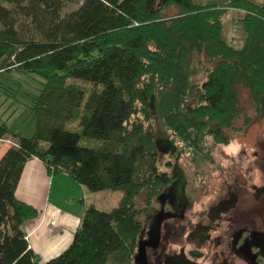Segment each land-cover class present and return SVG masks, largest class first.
<instances>
[{
  "label": "trees",
  "instance_id": "trees-1",
  "mask_svg": "<svg viewBox=\"0 0 264 264\" xmlns=\"http://www.w3.org/2000/svg\"><path fill=\"white\" fill-rule=\"evenodd\" d=\"M236 10L241 48L225 36ZM0 93L34 124L31 135L0 125L17 140L0 157V264H42L24 228L39 211L16 193L32 157L90 191H123L110 210L89 206L43 264H133L137 198L152 205L174 180L158 165L159 126L199 153L206 135L229 143L264 118V1L0 0Z\"/></svg>",
  "mask_w": 264,
  "mask_h": 264
},
{
  "label": "rangeland",
  "instance_id": "rangeland-1",
  "mask_svg": "<svg viewBox=\"0 0 264 264\" xmlns=\"http://www.w3.org/2000/svg\"><path fill=\"white\" fill-rule=\"evenodd\" d=\"M229 1L194 0L201 5H221ZM75 7L76 5H71L68 9ZM174 12L176 10L170 13ZM244 14L245 12L236 10L227 17L225 36L237 48L243 47L245 43L244 25L240 20ZM12 80L9 79L8 82L13 83ZM24 81L23 86L29 90H34L33 87L37 85L35 78ZM6 97L0 93V125L6 123L18 133L31 135L34 124L29 110L25 109V102ZM241 123L242 119L239 121ZM229 134V143L216 142L213 136L206 135L201 151L194 153L186 143L177 139L172 142V135L159 126L158 145L161 154L158 165L160 169L170 171L174 180L152 205H145L144 196L137 198V205L142 209L139 219L144 227L132 258L133 264H163L164 254L176 250L177 245L185 240L180 235L189 232L192 223L202 222L205 210L222 200L230 189L239 197V205L235 211L242 213L241 210L245 209L252 212V224L243 226L241 232L244 233L241 237L242 242L245 239L244 247L254 258L261 257L264 261V191L258 190L264 187V118L254 119L244 129L230 130ZM15 141L17 140L13 137L0 139V157L3 150ZM86 193V200L96 203L103 210H110L118 205L123 195L121 189H87ZM161 212L168 216L160 227L157 216ZM221 239L222 242L216 247L221 258L216 264H229L223 257L227 250L224 236ZM202 249L208 253L206 246ZM45 261L46 258H40L42 264ZM107 264L117 263L110 260Z\"/></svg>",
  "mask_w": 264,
  "mask_h": 264
},
{
  "label": "crops",
  "instance_id": "crops-1",
  "mask_svg": "<svg viewBox=\"0 0 264 264\" xmlns=\"http://www.w3.org/2000/svg\"><path fill=\"white\" fill-rule=\"evenodd\" d=\"M86 192L84 185L66 173L51 175L38 157L26 162L16 193L39 211L24 224L30 247L39 258L47 261L63 252L71 244L85 210L91 205L99 208L86 200Z\"/></svg>",
  "mask_w": 264,
  "mask_h": 264
},
{
  "label": "flooded vegetation",
  "instance_id": "flooded-vegetation-1",
  "mask_svg": "<svg viewBox=\"0 0 264 264\" xmlns=\"http://www.w3.org/2000/svg\"><path fill=\"white\" fill-rule=\"evenodd\" d=\"M258 190L264 191V187ZM232 200L235 202L234 205H228ZM238 205L239 197L230 189L222 200L205 210V219L202 222L192 223L189 232L180 235L182 238L185 237V240L177 245L176 250L164 254L163 264H216L221 258L216 247L222 242L223 236L227 249L223 257L229 264H238V262L264 264L261 257L254 258L244 247L245 239L242 242L241 238L244 233L241 232L243 226L252 224V216H250L252 212L245 209L241 210L242 213L236 212ZM167 216L168 214L164 212L157 216L160 227ZM203 246H206L208 253L202 251Z\"/></svg>",
  "mask_w": 264,
  "mask_h": 264
},
{
  "label": "water",
  "instance_id": "water-1",
  "mask_svg": "<svg viewBox=\"0 0 264 264\" xmlns=\"http://www.w3.org/2000/svg\"><path fill=\"white\" fill-rule=\"evenodd\" d=\"M227 203H228V202H227ZM227 203H226V204H227ZM234 203H235V202L232 200L228 205H232V206H233Z\"/></svg>",
  "mask_w": 264,
  "mask_h": 264
}]
</instances>
